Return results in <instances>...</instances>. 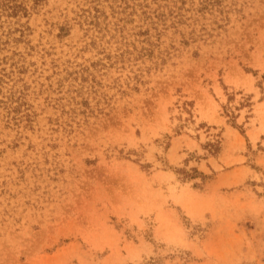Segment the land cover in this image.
I'll return each instance as SVG.
<instances>
[{
    "label": "rangeland",
    "instance_id": "obj_1",
    "mask_svg": "<svg viewBox=\"0 0 264 264\" xmlns=\"http://www.w3.org/2000/svg\"><path fill=\"white\" fill-rule=\"evenodd\" d=\"M0 264H264V0H0Z\"/></svg>",
    "mask_w": 264,
    "mask_h": 264
}]
</instances>
